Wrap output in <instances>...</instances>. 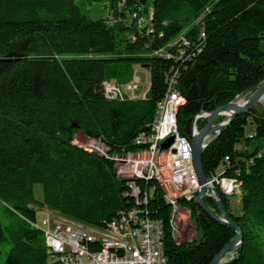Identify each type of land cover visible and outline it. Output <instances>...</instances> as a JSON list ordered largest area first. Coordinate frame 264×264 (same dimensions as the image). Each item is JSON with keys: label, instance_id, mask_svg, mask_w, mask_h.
I'll return each instance as SVG.
<instances>
[{"label": "trees", "instance_id": "16d2710c", "mask_svg": "<svg viewBox=\"0 0 264 264\" xmlns=\"http://www.w3.org/2000/svg\"><path fill=\"white\" fill-rule=\"evenodd\" d=\"M77 2L123 5L129 12L138 7L147 12L152 5L153 34L141 35L134 25L119 29L102 19L92 21ZM128 31L136 32L135 40L124 39ZM182 35L185 45L167 49L175 58L154 55ZM263 41L264 0H0V264H51L44 234L33 226V204L98 227L137 208L163 224L169 264H211L235 237L233 230L194 201H181L198 237L178 242L162 186L139 180L137 200L129 180L117 176L114 161L75 143V135L81 131L100 140L112 153L139 150L134 139L150 130L169 78L176 77L186 101L177 115L178 128L191 137L200 111L225 106L264 81ZM22 42L24 57L11 60ZM181 48L185 54L180 58ZM134 65L150 70L147 96L109 100L104 83L126 84ZM263 149L264 111L253 108L237 116L203 152L207 178H233L231 194L218 192L242 230V243L224 264H264ZM222 165L226 171H218ZM68 169L81 170L82 179ZM56 179L70 192L48 198V185ZM37 186L46 194L42 202L36 199ZM240 187L241 213L236 215L226 196ZM205 203L221 216L217 201L207 198Z\"/></svg>", "mask_w": 264, "mask_h": 264}, {"label": "built area", "instance_id": "2783aa9c", "mask_svg": "<svg viewBox=\"0 0 264 264\" xmlns=\"http://www.w3.org/2000/svg\"><path fill=\"white\" fill-rule=\"evenodd\" d=\"M135 11L142 15L138 16V13L133 11L132 15L136 19L130 18L129 25H134L141 35L153 34V7L149 6L147 12L142 7H138ZM136 35L135 32L131 40H135ZM204 35L203 30L200 37L203 38ZM186 42V37L182 35L170 43L167 48L155 52L154 55L173 59L175 56L167 49L185 45ZM184 54L182 48L178 50L180 58ZM175 78H169L168 91L157 103L150 130L141 132L134 139V144L140 149L135 152L124 151L109 154L110 149L107 148L109 152H102L104 156L116 163L117 176L120 179L129 180V186L137 200L140 196L137 186L139 177L159 175L163 184L169 187V196L165 198L172 206V221L177 227L175 217L181 210L180 202H196L203 188L194 165L192 140L203 129L200 124L208 122L213 112L201 111L193 120L191 137L181 135L177 115L186 101L176 88ZM139 87L140 80L137 77H133L124 85L114 82L104 83L105 96L109 100L144 99L148 92H144L142 96H136ZM124 88L130 91L129 95L126 94ZM220 117H224L222 113L217 117L210 134L205 138L204 146L220 134L217 124ZM224 123L226 122L222 121L219 124ZM254 134L252 131L249 136L253 137ZM171 138L173 142L170 147L162 148L163 143ZM85 148L88 150L87 147ZM88 151L94 152L90 149ZM262 155H264V149L259 153V156ZM225 162L229 165L228 158ZM250 163L252 161L248 165ZM220 170L226 171V167L222 165L218 171ZM231 182L233 178L226 177V180L221 181H214V175L207 178L209 189L207 196L203 197L204 201L207 198L216 201L215 189L224 190V186H229ZM33 226L43 232L45 243H50V251H47V254L51 264H169L165 254L163 224L147 218L137 208L121 211L105 227L87 224L48 208L47 218L39 222L37 217ZM92 240L104 243V251L89 248V241Z\"/></svg>", "mask_w": 264, "mask_h": 264}, {"label": "rangeland", "instance_id": "374dc122", "mask_svg": "<svg viewBox=\"0 0 264 264\" xmlns=\"http://www.w3.org/2000/svg\"><path fill=\"white\" fill-rule=\"evenodd\" d=\"M77 4H78V7L80 8V11L82 13H84L85 16H87L90 20L94 21V20L102 19L109 26H115L116 28H119V29H127L129 27H132L129 25L128 20L132 17H133V19H136L132 15L133 11H134V13H138V16H139V14L142 15L140 12H136L134 9H133V11H130V12L127 11V9L123 5H120L119 7H112V6H110V4H108L106 2L95 3V4L77 2ZM118 13H123L125 15V18H120ZM143 13H145V12H143ZM134 34H135L134 31H128L124 35V39L125 40H127V39L131 40V38L133 37ZM24 44L25 43L22 42L17 47V50H16L17 54L12 56L10 58L11 60H18V59L22 58V56H23L22 52L24 50ZM261 49L264 52V41L262 42ZM7 60H9V58ZM133 77L134 78L137 77L140 80V87L136 91V96H142L144 94V92L149 91L151 79H150V70L148 68L144 67L143 65H134L133 66ZM124 91L128 95L130 94V91H128L126 88H124ZM251 94H252V92L248 93L244 96L237 97L235 99V101H233V102H236L238 104L240 102H244V101L249 99ZM254 108L258 112H263L264 111V98ZM202 111H207V110H202ZM212 112H214V111H212ZM196 116L194 117V119L196 118ZM221 120H223V122H225L226 118L225 117L218 118L217 123ZM251 128H254V126L253 125L249 126V128H248L249 132L253 131ZM75 143H78L84 147H87L88 150L89 149L92 151L94 150L95 153L101 154L103 156H104L105 152H109L107 147H105V145L100 140L88 138L81 131L76 133ZM244 149H245L244 146L241 145L240 150H244ZM115 153L116 152H113V153L111 151L109 152V154H115ZM114 169L116 170V163L115 162H114ZM68 170L73 171V172H79L81 175V179H82L81 170H78V169H68ZM80 175L79 174L75 175L74 179L77 181L80 178ZM66 181H70L68 177H67ZM208 189H209V187H208ZM48 190H49L48 196H47L48 198H51V196H53L54 194H58L57 196H60V195H64V194H69V192H70L69 187L65 186V188H60L58 179H56L55 181H52V182L50 181V183L48 185ZM202 190H203V188H202ZM45 197H46V194L43 191L42 187L37 186V188H36V199H37V201L42 202ZM226 197L231 201L233 213L236 215H239L241 213L242 191L240 192V190L237 189L235 192H233L232 195L226 196ZM32 206L36 210L39 222H42L44 219L47 218L48 207H40V206L34 205V204ZM212 211L215 212L214 210H212ZM175 221L177 223V230H178V231H176L175 236H176V240L178 242H192L193 240H195L198 237V234L195 231L194 221L191 217V212H190L188 207L181 206V210L178 212L177 216L175 217ZM233 255H234V253H233ZM233 255L231 254V256H229V259H231L233 257Z\"/></svg>", "mask_w": 264, "mask_h": 264}, {"label": "water", "instance_id": "95a60500", "mask_svg": "<svg viewBox=\"0 0 264 264\" xmlns=\"http://www.w3.org/2000/svg\"><path fill=\"white\" fill-rule=\"evenodd\" d=\"M263 98H264V81L257 87V89L254 92H252L249 99L243 105H239L236 102H231L225 106H222L214 110L213 115L209 119L208 123L200 131L199 135L193 138L192 140V155H193L194 165H195L196 172L199 176V179L203 185V190L195 203H197L202 208L203 211L209 213L219 223L227 226L229 229L233 230L236 233L235 237L231 240V242L225 246V248L211 262V264H224L230 260L229 256H231V254L235 252L241 246L242 230L228 216L220 200L219 192L215 191V194L217 197L216 201L220 207L221 216H218L215 212H213L204 201L203 197L207 196L208 185H207V176L205 174V171L203 168V162H202L203 152L206 148L203 142L205 138L210 134L211 129L214 126V123L216 122L217 117L223 111L227 109L235 110L233 117L230 120H228L224 124V126H222L221 128H218L219 133H221L223 130L229 127L237 116L250 112L258 103L262 101ZM218 125L220 126L221 124H218ZM172 142H173L172 138L165 141L162 145V148L168 149L170 145L172 144Z\"/></svg>", "mask_w": 264, "mask_h": 264}, {"label": "bare ground", "instance_id": "6f19581e", "mask_svg": "<svg viewBox=\"0 0 264 264\" xmlns=\"http://www.w3.org/2000/svg\"><path fill=\"white\" fill-rule=\"evenodd\" d=\"M246 101L240 102L239 105H243ZM234 112H235L234 109H227L222 112V115L226 118L225 122H227L233 117ZM224 124L220 125L218 128H221L222 126H224ZM139 180H156L162 186L165 192V196H169V187L167 186V184H163V180H160L159 175H147V177H139ZM214 181H220V179L214 178ZM220 190L225 192L226 194H231L232 193V183H230L229 186H224V190L223 189H220ZM215 191H218V189H215ZM215 197H216V194H215ZM46 246H47V249L50 251V243H46ZM97 246L100 247L99 251H104V243L99 242V240L89 241V248L94 249V247H97Z\"/></svg>", "mask_w": 264, "mask_h": 264}]
</instances>
